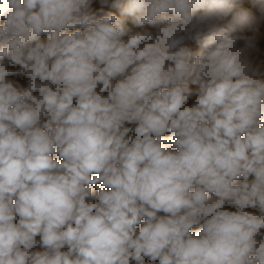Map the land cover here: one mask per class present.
Segmentation results:
<instances>
[{
	"label": "clouds",
	"instance_id": "clouds-1",
	"mask_svg": "<svg viewBox=\"0 0 264 264\" xmlns=\"http://www.w3.org/2000/svg\"><path fill=\"white\" fill-rule=\"evenodd\" d=\"M0 264H264V0H0Z\"/></svg>",
	"mask_w": 264,
	"mask_h": 264
}]
</instances>
